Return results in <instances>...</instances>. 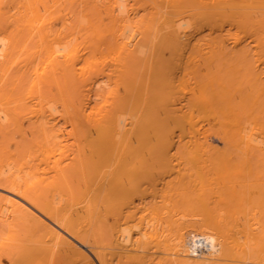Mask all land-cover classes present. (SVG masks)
Listing matches in <instances>:
<instances>
[{"label": "bare ground", "instance_id": "1", "mask_svg": "<svg viewBox=\"0 0 264 264\" xmlns=\"http://www.w3.org/2000/svg\"><path fill=\"white\" fill-rule=\"evenodd\" d=\"M253 56L264 0H0V264H264V127L195 66Z\"/></svg>", "mask_w": 264, "mask_h": 264}, {"label": "rangeland", "instance_id": "2", "mask_svg": "<svg viewBox=\"0 0 264 264\" xmlns=\"http://www.w3.org/2000/svg\"><path fill=\"white\" fill-rule=\"evenodd\" d=\"M54 25H55V27L57 28V27H59V21H55V23H54ZM168 54H165V58H168ZM151 57V56H150ZM255 56H253L252 58H250L249 60H250V62H243V61H241L240 62V60L238 61H236L235 59H228L227 61H224V62H220V64H222L221 66H220V64H219V66H218V61L216 62V63H214V62H204V63H208V64H203L202 62H200V63H197L195 66H196V69L199 67V71H201V73H203V75L205 76L206 75V73H207V75H209L208 77H210L211 75L210 74H212V73H214L213 75H212V79L213 78H215L214 79V81L217 79L218 80V83H220L222 86H224L225 88H233V87H235V86H237V87H235L234 89H232L233 91L231 92V94H232V98H233V102H238V104L239 105H241V107H243L248 113H249V111L252 113H249V114H251L252 116H253V114L256 116V115H260V113L262 114V116L260 115V117H258L257 116V120H256V123H258V124H262L263 125V127H264V112H262V111H264V93L262 92H260V93H258L259 91H258V89H257V85H254L253 86V84H257V83H251L252 81H250L249 80V78H250V72H254V70L256 71V73L257 74H259L260 75V80H258L259 82L258 83H263L264 82V59H262L261 60V58H260V60H259V58H258V60H256L257 58H254ZM263 58V57H262ZM254 59V60H253ZM139 60H141V59H139ZM151 60V59H150ZM232 60H233V62H232ZM142 61H144V60H141V61H138V60H136L135 62H137V63H132L134 66H131V70L130 71H134V73L133 72H131L130 73V78H129V80L130 81H134V85L133 84H131V85H133L132 86V88H133V92H132V95H133V93H134V91H135V93H139V91H145L147 88H148V84L150 83V81L149 80H146V79H149L148 77H150L152 74L154 75V72H152V71H155V70H159L160 71V69L159 68H157V67H155V62H153L154 64V66L152 65V62H150L151 63V65L152 66H150V64L148 65V67L147 66H145V65H142V63L143 64H145V63H147L146 61H144V62H142ZM235 61H236V63H235ZM257 61V62H256ZM263 61V62H262ZM239 62V63H238ZM210 63V64H209ZM214 65H212V64ZM243 63V64H242ZM217 64V65H216ZM246 64V65H245ZM261 64V65H260ZM137 65H139V66H137ZM210 65H212V67L210 66ZM223 65H224V67L225 68H222L223 67ZM249 65H251L253 68H250L251 66H249ZM243 66H247V67H243ZM257 68H256V67ZM258 66H259V68H258ZM137 67H139V68H137ZM155 67V68H154ZM200 67H201V69H200ZM209 67H211V68H208ZM221 67V68H220ZM249 68L250 69V72H248L247 73V71L245 70V69H243V68ZM254 67L256 68V69H254ZM143 68V70H141ZM220 68V69H219ZM228 68H231V70L230 69H228ZM234 68H236V69H234ZM263 68V69H262ZM132 69H134V70H132ZM140 69V70H139ZM146 69V70H145ZM149 69H150V72L152 73H150L149 72ZM151 69H153V70H151ZM207 69V70H206ZM213 69H214V72H213ZM229 70V72L227 71V70ZM243 69V72H244V77L243 76H241L242 75V73L240 72V70H242ZM248 69V70H249ZM254 69V70H253ZM157 70V71H158ZM252 70V71H251ZM136 71V72H135ZM140 71V72H139ZM142 71L143 72H145V74H141L142 73ZM158 71V73L156 72V75L157 74H159L160 72ZM235 71V72H234ZM238 71V72H237ZM258 71V72H257ZM217 72V73H216ZM219 72V73H218ZM221 72V73H220ZM237 72V73H236ZM246 72V73H245ZM135 73H137V75L135 74ZM210 73V74H209ZM256 73H254V74H256ZM263 73V74H262ZM140 76H139V75ZM236 74V75H235ZM238 74H241V75H239L238 76ZM249 76H248V75ZM207 75H206V77H207ZM227 75V77H225ZM234 75V76H233ZM144 76V77H143ZM240 76L243 78H240ZM143 79H142V78ZM220 77V78H219ZM222 77V78H221ZM234 78H238V79H236L235 81H237L238 80V83H235V81H233L234 80ZM132 79V80H131ZM219 79H220V81H219ZM221 79H223L222 81H221ZM227 79V80H226ZM229 79V80H228ZM231 79V80H230ZM233 79V80H232ZM138 80V81H137ZM141 80V81H140ZM146 80V81H145ZM242 82H241V81ZM262 80V81H261ZM145 81V82H144ZM233 81V84H229V83H231ZM136 82H138L137 84H136ZM217 82V81H216ZM216 82H214V83H216ZM222 82V83H221ZM242 84H241V83ZM131 83V82H130ZM139 83H141V84H139ZM144 84V85H143ZM235 84V86H233ZM241 86V87H239V85ZM137 85H138V87H137ZM140 85H142V86H140ZM262 85V87H263V91H264V83L263 84H261ZM260 84H259V86H261ZM140 86V87H139ZM214 86H217V84H214ZM243 86V87H242ZM146 87V88H145ZM245 87V88H244ZM252 87V88H251ZM137 88H140V90H137ZM237 88H242L241 89V92H238L239 93V95L240 94H242V96L240 95V97L238 96V93L237 92H235V89H237ZM137 90V91H136ZM255 90V91H254ZM251 91H253L252 93H253V95H252V93H251ZM257 91V92H256ZM255 92V93H254ZM237 93V94H236ZM244 94V95H243ZM252 95V96H251ZM251 96V97H250ZM261 96H262V99H263V101L260 99L261 98ZM133 97V96H132ZM244 97H246V100L244 99V100H242ZM247 97L249 98V99H247ZM260 97V98H259ZM260 99V100H259ZM239 100V101H238ZM250 100V102H248V101ZM258 101V102H257ZM259 101H260V104L262 103L263 105H260V104H258L259 103ZM248 102V104H246ZM242 103V104H241ZM250 103V104H249ZM253 104H256V106L255 105H253ZM243 105V106H242ZM257 106H259V107H257ZM249 108H251V109H249ZM256 110V112H254L255 110ZM246 112V113H247ZM260 112V113H259ZM244 116V117H243ZM246 117V118H245ZM242 121H243V123H244V125L247 127L248 126V130H249V128H252V126H253V124H254V122H253V118L252 117H249L248 116V114H245L244 115V113L242 114ZM246 121V122H245ZM211 122V121H210ZM249 122H251V123H249ZM253 122V123H252ZM262 122V123H261ZM23 124H24V126L25 125H27V123H26V121H24L23 122ZM201 124H203L202 126H203V128H206L207 127V124H206V122L205 121H202L201 122ZM207 141H209L208 142V144H209V146L210 147H217L218 148V146L220 147V148H222L223 146H224V144L220 141V140H218V138L217 137H214L215 135L213 134V133H208L207 134ZM216 138V139H215ZM259 138V137H258ZM135 141V140H134ZM257 141H262V147H263V145H264V136H260V139H257ZM137 143L136 142H134L133 143V145H136ZM261 147V150H260V153H261V151H262V154H263V152H264V147L262 148ZM187 151H189L190 149H186ZM255 153L256 152H259V151H255V150H253ZM190 152V151H189ZM245 155V154H244ZM250 176H252V175H249V174H246L245 173V175H244V177H243V179H242V186H243V188H242V190H243V198H242V209L244 210V212H246L248 215H250V214H252V215H254V213L256 214V209H257V204H258V201L257 202H255L258 198L257 197H255V198H257L255 201H254V195H256V196H259V195H257L258 194V180L256 179V177L253 175L252 177H250ZM249 177V178H248ZM246 180V181H245ZM254 180V181H253ZM248 182L250 183V185L248 184ZM247 183V184H246ZM254 185H253V184ZM250 186H252V187H256L257 189H252V188H250ZM250 188V189H249ZM256 204V206L253 204ZM249 204H251L250 206H248ZM196 244H197V250L198 249H201V247L203 248L204 246V248L203 249H206V248H208V245H206L205 243H202L201 244V241L200 240H198V241H196L195 242ZM200 243V244H199ZM202 245V246H201ZM2 264H9V261L7 260V258H5V257H3V259H2Z\"/></svg>", "mask_w": 264, "mask_h": 264}]
</instances>
